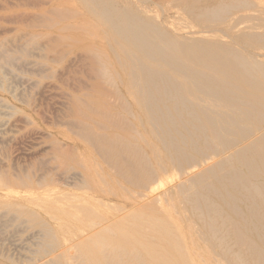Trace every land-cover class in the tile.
Returning a JSON list of instances; mask_svg holds the SVG:
<instances>
[{
  "label": "rangeland",
  "instance_id": "obj_1",
  "mask_svg": "<svg viewBox=\"0 0 264 264\" xmlns=\"http://www.w3.org/2000/svg\"><path fill=\"white\" fill-rule=\"evenodd\" d=\"M110 1L172 34L208 26L177 10L188 0ZM199 1L264 18L239 0ZM83 2L0 0V264H195L185 249L129 246L145 233L151 246L184 244L158 200L182 180L149 181L132 98L111 78V41Z\"/></svg>",
  "mask_w": 264,
  "mask_h": 264
},
{
  "label": "bare ground",
  "instance_id": "obj_2",
  "mask_svg": "<svg viewBox=\"0 0 264 264\" xmlns=\"http://www.w3.org/2000/svg\"><path fill=\"white\" fill-rule=\"evenodd\" d=\"M239 1L264 12L261 1ZM83 4L111 41V78L132 98L149 181L164 186L170 172L182 180L158 200L184 244L151 246L145 233L129 246L185 249L195 264H264V18L188 0L177 10L208 24H192L189 38L110 0Z\"/></svg>",
  "mask_w": 264,
  "mask_h": 264
}]
</instances>
